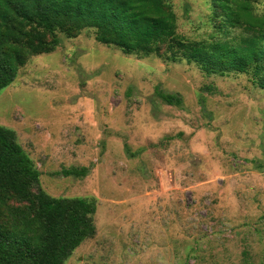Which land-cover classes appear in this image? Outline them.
Here are the masks:
<instances>
[{"label":"rangeland","instance_id":"1","mask_svg":"<svg viewBox=\"0 0 264 264\" xmlns=\"http://www.w3.org/2000/svg\"><path fill=\"white\" fill-rule=\"evenodd\" d=\"M167 4L181 36L209 38L211 0ZM255 6L264 11V0ZM59 37L0 93V126L16 132L49 195L97 201L95 237L65 264H264V89L254 74L209 75L168 60L166 47L126 54L93 30ZM73 166L90 174L52 175Z\"/></svg>","mask_w":264,"mask_h":264},{"label":"trees","instance_id":"2","mask_svg":"<svg viewBox=\"0 0 264 264\" xmlns=\"http://www.w3.org/2000/svg\"><path fill=\"white\" fill-rule=\"evenodd\" d=\"M257 2L211 0L209 38L190 41L178 33L167 0H0V93L31 57L54 52L60 34L76 38L84 30L126 54L161 55L166 47L168 60L196 63L209 75L253 73L264 89V11ZM159 96L183 104L178 94ZM90 171L73 166L52 175L85 178ZM40 178L16 132L0 126V264H65L96 235V199L53 197Z\"/></svg>","mask_w":264,"mask_h":264}]
</instances>
